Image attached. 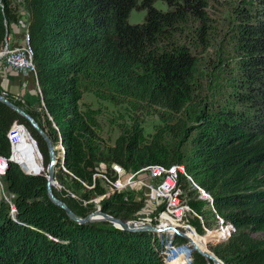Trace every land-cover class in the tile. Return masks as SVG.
Instances as JSON below:
<instances>
[{"label": "trees", "instance_id": "16d2710c", "mask_svg": "<svg viewBox=\"0 0 264 264\" xmlns=\"http://www.w3.org/2000/svg\"><path fill=\"white\" fill-rule=\"evenodd\" d=\"M154 1L23 0L41 105L31 109L5 96L34 118L53 144H63L58 163L82 180L90 182L100 162L128 170L183 164L211 194L223 221L235 227L226 241L211 245L213 235L196 234V242L207 244L224 264H264V0H237L238 54L232 83L214 108L197 95L199 57L191 45L175 40L179 27L193 19L198 21L199 39H209L207 8L220 0H162L166 11L153 7ZM133 8L146 10L142 23H128ZM19 22L15 0H0V49L10 26ZM91 81L105 84L113 102L127 98L132 105L135 101L156 107L161 123L147 139L139 117H132L129 128L102 147L96 111L81 106L83 85ZM14 122L27 128L45 167L49 165L46 142L37 130L0 102V155L7 160L3 178L15 207L11 214L0 197V264H164L165 237L157 231H127L103 220L79 223L53 204L46 192L47 173L28 174L10 158L7 132ZM16 133L12 130L10 137ZM13 142L18 157H24L23 146L15 138ZM55 176L60 182L70 180L66 185L81 190L85 198L104 192L99 185L84 190L59 170ZM180 182L205 226L212 227L214 213L207 202L197 199L189 183ZM53 191L81 217L94 211L92 203L83 206ZM123 196H107L101 210L125 221L137 218L145 202ZM192 222L203 233L199 221ZM175 242L185 239L177 237ZM191 258L192 264H206L194 249Z\"/></svg>", "mask_w": 264, "mask_h": 264}, {"label": "built area", "instance_id": "2783aa9c", "mask_svg": "<svg viewBox=\"0 0 264 264\" xmlns=\"http://www.w3.org/2000/svg\"><path fill=\"white\" fill-rule=\"evenodd\" d=\"M22 26H25V24L23 23ZM23 39L24 44L17 46H9L10 40H8V38L5 39L0 49V62L6 64L4 68L9 66L20 72L23 76H27V74L30 73L35 76L32 50L28 43L26 29ZM36 85L40 95L37 82ZM16 98L18 99L17 96ZM12 130L17 131L19 134L20 130L25 132L27 129L23 124L14 122L8 130L7 137L11 144V154H13V144L10 137V132ZM29 137L34 142L35 146H37L34 139L30 135ZM53 146L54 155L56 157V164H54L56 165L55 173L58 170L68 173L69 176L75 178L81 184L84 190H95L96 186L99 185L104 188V192L85 198L69 188L64 182H60L55 176V173L51 181L52 188L54 187L62 196L72 198L83 206L90 203L94 204V211L101 210V201L112 194L123 193L124 200H128V195H132L134 200L145 201V212H141L140 215L133 220L146 222L154 226L158 229L156 231L165 237L163 243L164 264H177L179 261V264H192L191 252L193 248L188 241L192 240L189 234H198L199 236L213 235L214 237L211 244L213 245L228 240L235 231L234 225L224 222L222 217L215 211L211 194L193 180L191 175L187 173L183 164L165 166L157 163L128 170L115 162H100L95 165V169L91 174V181L89 182L69 172L62 162L58 163L63 156V144L58 141L53 144ZM37 151L41 157L38 149ZM6 168L7 160L4 156L0 155V174H5ZM180 181L189 183L192 189H196L198 194L197 199L207 202L208 207L214 213L215 223L212 227L205 226L203 215L196 211L188 202L182 182ZM147 203L154 205H146ZM11 210H14L13 206H11ZM196 219L199 221L203 233H199L196 226L193 224L192 221ZM166 228L176 229L187 239H185L183 243H176V238H179V236L174 231L163 230ZM211 245L209 246L211 247ZM173 261L176 262L173 263Z\"/></svg>", "mask_w": 264, "mask_h": 264}, {"label": "rangeland", "instance_id": "374dc122", "mask_svg": "<svg viewBox=\"0 0 264 264\" xmlns=\"http://www.w3.org/2000/svg\"><path fill=\"white\" fill-rule=\"evenodd\" d=\"M15 3L20 14V24L19 26L13 24V28L17 30L18 34L11 35L10 39L7 36L8 40H12L9 41V46L24 44L23 35L25 31L22 24L24 23L26 26L28 18V13L24 8L23 0H15ZM153 7L163 11L168 9L167 3L162 0L154 1ZM207 12L209 13L210 29L212 30L210 33L211 37L209 39H199L196 33L199 26L198 21L193 19L191 22L182 24L179 27L175 42L191 45V48H193L192 52H194L199 57L201 63L198 74L196 75V83L198 86L197 95L200 99H204L210 107L214 108L220 105V103L226 98L232 83L230 77L233 71L234 59L238 54L237 36L239 16L237 14V0H220V2H211L210 7L207 8ZM145 16V9L133 8L129 12L127 20L130 24L142 23L145 19ZM5 65L6 64L3 62H0L1 71H3V69L13 70L9 66L4 68ZM30 76H33V74H27V77ZM83 87L85 92L81 100V106L84 110L96 111L95 117L100 125L99 134L102 139V147L112 145L116 137L124 129L129 128L131 121L130 119L132 117H139V122L142 125L144 136L147 139L154 132L155 127L161 123V110L157 109L156 107H147L145 104L135 101H133L134 103L132 105V100L127 98L122 99V101L119 103L113 102L108 97L110 90L107 89L105 84H103L101 81L86 82ZM3 95L5 96V94ZM16 96L19 97V95L14 94L12 98L19 100V98L17 99ZM40 102L39 105H41ZM23 103L25 104V102ZM48 117L50 118V116ZM29 135L31 136L30 133ZM12 137L16 139L18 145L20 144L24 148V157L20 158L19 163L22 169L28 170L29 172H34V174L42 172L47 173L48 166L45 167L44 161L42 158H40L34 142L29 138L26 131L24 132L20 130L19 134L17 132ZM13 138L12 144L15 147ZM55 167L56 165H53L54 173ZM4 176L5 174H0V197L7 204H9L10 213L13 214L15 212V207L13 204L14 194L8 191L3 178ZM69 182L70 180L68 179L64 180V184ZM79 192H81V190L77 191L78 194H80ZM146 205L153 206L154 204L151 205V203H147ZM11 206L14 207L13 211L11 210ZM200 208H202V205H200ZM203 208H206V204H203ZM205 210L207 211V215H209V209ZM141 212H145V210L143 209ZM189 236L197 239L194 234H189ZM213 237L214 236H212L209 241H212ZM210 252L212 251L210 250ZM209 262L206 260V264H209ZM210 264H212V262H210Z\"/></svg>", "mask_w": 264, "mask_h": 264}, {"label": "water", "instance_id": "95a60500", "mask_svg": "<svg viewBox=\"0 0 264 264\" xmlns=\"http://www.w3.org/2000/svg\"><path fill=\"white\" fill-rule=\"evenodd\" d=\"M7 36H8V32H6V34H5L6 38H7ZM0 102L5 104L6 106H8L10 109L15 111L16 113H18L22 117H24L37 130L38 134H40V136L46 142L48 154H49V158H50V164L47 167L46 192H47V195L50 198V200L53 202V204L62 208L65 211L66 215L71 220H74V221L79 222V223H88V222L102 221L103 220V221H107V222L111 223L112 225H114L116 227H119V228H121L123 230H127V231H145V230H155L156 231V230H158L154 226H152L146 222L134 221V220L125 221V220H122L120 218L114 217L112 215L106 214L102 210L93 211V212L89 213L88 215H86L85 217H81V216L77 215L73 210H71L66 205V203L64 201H62L61 199L56 197L54 194L51 181H52L53 176H54L53 165L56 162V157L54 155V146H53L52 140L48 137L46 132L38 125V123L34 120V118H32L27 112L22 110L19 106H17L15 103L10 101L7 97H5L1 93H0ZM11 159L16 161L14 159L13 154H11ZM25 172L28 174H34V172H29L28 170H25ZM163 230L174 231L179 237H181L183 239H187L182 233H180L179 231H177L174 228H166ZM188 241L190 242L192 248L198 254H200L205 260H207L208 262L210 261L213 264H224L219 258H217V256L213 252H211V254H210V253L201 251V249L198 248V246L192 240H188ZM210 262H209V264H210Z\"/></svg>", "mask_w": 264, "mask_h": 264}, {"label": "crops", "instance_id": "0c3cea01", "mask_svg": "<svg viewBox=\"0 0 264 264\" xmlns=\"http://www.w3.org/2000/svg\"><path fill=\"white\" fill-rule=\"evenodd\" d=\"M16 25V24H14ZM16 26H19L18 24ZM25 31L26 26H23ZM18 34L17 30L13 28V24L10 26L11 35ZM12 41V40H10ZM35 76H23L17 70H0V90L2 94H9L11 97L14 94L19 95V100L25 102V104L31 109H38L40 97L36 88Z\"/></svg>", "mask_w": 264, "mask_h": 264}, {"label": "bare ground", "instance_id": "6f19581e", "mask_svg": "<svg viewBox=\"0 0 264 264\" xmlns=\"http://www.w3.org/2000/svg\"><path fill=\"white\" fill-rule=\"evenodd\" d=\"M26 133H27V131H26ZM28 134V133H27ZM14 136V135H13ZM29 136V135H28ZM30 138V137H29ZM11 142H12V137H11ZM14 147V146H13ZM13 156H14V159L18 162V164L20 163V158L18 157V155H17V153L14 151V148H13ZM20 165V164H19ZM192 240H193V242L198 246V248H200L201 249V251H204V252H207V253H210L211 254V252H210V250H209V248H208V246H207V244L205 245H200V244H198L197 242H196V239H194L193 237H191V236H189ZM213 264V263H212Z\"/></svg>", "mask_w": 264, "mask_h": 264}]
</instances>
